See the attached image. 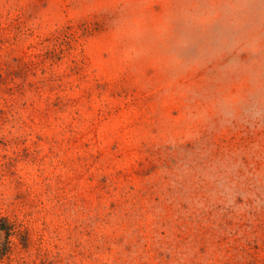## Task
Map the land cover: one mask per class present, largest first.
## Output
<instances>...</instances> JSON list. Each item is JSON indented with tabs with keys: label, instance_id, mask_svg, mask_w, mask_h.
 <instances>
[{
	"label": "rangeland",
	"instance_id": "rangeland-1",
	"mask_svg": "<svg viewBox=\"0 0 264 264\" xmlns=\"http://www.w3.org/2000/svg\"><path fill=\"white\" fill-rule=\"evenodd\" d=\"M0 216V264H264V0H0Z\"/></svg>",
	"mask_w": 264,
	"mask_h": 264
},
{
	"label": "trees",
	"instance_id": "trees-1",
	"mask_svg": "<svg viewBox=\"0 0 264 264\" xmlns=\"http://www.w3.org/2000/svg\"><path fill=\"white\" fill-rule=\"evenodd\" d=\"M0 232L4 234L0 241V261L6 258L12 248V236L16 233L15 224L7 217L0 216ZM2 237L0 236V239Z\"/></svg>",
	"mask_w": 264,
	"mask_h": 264
}]
</instances>
